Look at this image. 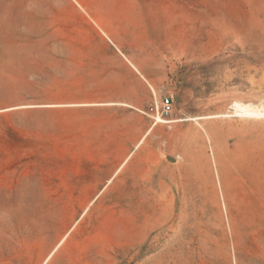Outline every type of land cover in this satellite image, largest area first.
<instances>
[{"label":"rangeland","instance_id":"374dc122","mask_svg":"<svg viewBox=\"0 0 264 264\" xmlns=\"http://www.w3.org/2000/svg\"><path fill=\"white\" fill-rule=\"evenodd\" d=\"M236 103L264 110V0H0V264H264Z\"/></svg>","mask_w":264,"mask_h":264},{"label":"built area","instance_id":"2783aa9c","mask_svg":"<svg viewBox=\"0 0 264 264\" xmlns=\"http://www.w3.org/2000/svg\"><path fill=\"white\" fill-rule=\"evenodd\" d=\"M175 110L174 98L172 96H165L161 99L160 104H152L148 109V115L154 123H160L169 120Z\"/></svg>","mask_w":264,"mask_h":264},{"label":"bare ground","instance_id":"6f19581e","mask_svg":"<svg viewBox=\"0 0 264 264\" xmlns=\"http://www.w3.org/2000/svg\"><path fill=\"white\" fill-rule=\"evenodd\" d=\"M156 103L159 104L158 99ZM232 114L240 117H263L264 110H261L259 107L254 105L236 103L234 106V112ZM211 117H215V116H211ZM168 122H173V121H163L160 123H168Z\"/></svg>","mask_w":264,"mask_h":264},{"label":"crops","instance_id":"0c3cea01","mask_svg":"<svg viewBox=\"0 0 264 264\" xmlns=\"http://www.w3.org/2000/svg\"><path fill=\"white\" fill-rule=\"evenodd\" d=\"M71 3V5H74V7L76 8V9H83L84 8V6H82V4L81 3H79V2H70ZM125 57V56H124ZM99 65H103L102 64V62L101 63H99ZM133 67V70H132V68H131V71H136L135 73H137L136 75H138L139 74V76H137V80L138 81H140V77H141V74L137 71V69L134 67V66H132ZM157 99L158 98H156V101H157ZM81 172V174H85V172H84V170L82 171V170H80ZM51 174V173H50Z\"/></svg>","mask_w":264,"mask_h":264}]
</instances>
